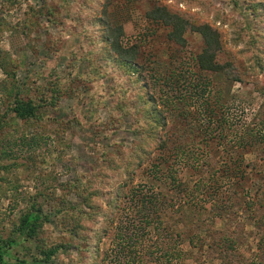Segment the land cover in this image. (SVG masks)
Instances as JSON below:
<instances>
[{"label":"rangeland","instance_id":"374dc122","mask_svg":"<svg viewBox=\"0 0 264 264\" xmlns=\"http://www.w3.org/2000/svg\"><path fill=\"white\" fill-rule=\"evenodd\" d=\"M47 1L56 9L55 22L31 11V7H42L40 0H21L14 7L8 0H0V21L4 23L0 30V111H6L1 91L6 81L22 86L26 99L46 98L50 103L54 97L55 102V106L46 103L42 121L12 122L0 132V237H10L28 206L38 200L50 213L51 222L19 253L31 258L39 248L58 247L60 253L48 264L262 263L258 255L264 237V200L259 199L251 182L248 194L239 189L218 191L221 198L216 205L229 207L222 217L216 214L220 207L215 209L209 203L201 210L187 207L177 211L183 201L171 193L174 208L159 219L153 218L150 225L142 222L123 196L114 209H109L113 221L103 236L98 229L103 225L98 222L102 218L93 220L92 215L94 209L110 205L116 194L114 188L128 181L126 164L138 161L137 146L144 136H136L131 130L144 126L147 120L132 110L148 108L143 100L149 93H155L158 102L166 95L174 101L179 97L187 108L173 106L175 112L167 127L161 128L158 136L150 135L147 143H152L147 144L150 149L145 153L155 149L160 136L169 141L199 143L206 132L214 136L221 129L226 131L227 146H231L247 129L261 123L254 121V114L263 107L264 115V15L247 10L250 0H112L111 4L108 0ZM157 5L192 25L208 24L220 33V60L234 63L243 77L240 83L223 81L219 85L223 91L219 98L228 103L226 114L232 127L210 125L200 111L202 100L196 95L190 98L194 90L183 86L191 80L188 67L202 51V38L188 29L185 47L169 43L167 30L146 19V13ZM109 20L123 25L125 47L139 45L138 62L145 65L146 73L141 70L132 74L110 62L112 54L105 42ZM248 26L250 31L244 29ZM153 62H175V73L160 71L161 76L172 78L171 86L162 88L163 78L162 82L154 79L159 75L151 68ZM52 88H58V92ZM216 91L214 86L212 92ZM34 134L42 137L38 145H33ZM251 135L245 139H255ZM229 149L211 151L208 161L220 164ZM256 153H247L245 159L252 162L257 156L258 169L264 172V160ZM158 154L154 150L151 158ZM148 162L131 169L135 175L132 187L151 185ZM170 164L194 189L198 185L214 186L218 177L212 168L198 171L197 163L188 164L182 171L184 164L171 158ZM261 177L257 179L262 181ZM76 182L83 185L84 197L88 198H79L66 186ZM164 187L161 190L171 192V185ZM231 241L234 249H226L224 245ZM175 252L181 257L173 258Z\"/></svg>","mask_w":264,"mask_h":264},{"label":"trees","instance_id":"16d2710c","mask_svg":"<svg viewBox=\"0 0 264 264\" xmlns=\"http://www.w3.org/2000/svg\"><path fill=\"white\" fill-rule=\"evenodd\" d=\"M8 1L10 7H14L21 0ZM40 1L43 3L42 7L37 10L31 7V11H34L35 14L37 13L40 18H49L55 22V17L57 15L56 9L52 7L47 0ZM108 3L111 4L112 0H108ZM248 5L247 10H250L252 14L257 13L260 16L264 15V0H250ZM146 19L156 25V27L167 30V41L180 47H185L188 43L186 39L188 29L202 38V51L195 57L193 64H190L191 67H188V73L185 69V65L182 67V69L185 70L184 73H187L191 77L190 82L183 83V86L194 90V95H192V91L190 93V98H193L196 95L202 100L200 111H202L201 114L206 117V120L210 123V125L219 124L221 127L224 124L225 126L227 125V127H232L226 114L227 109H229V106L227 105L228 103H225L227 101H221L219 98L223 92L221 91V86L219 85L223 81L226 83L229 82L232 85L240 83L243 80V77L239 72L240 70L234 65V63L228 61L222 62L220 60V55L223 50L220 33L208 24H202L199 26L192 25L188 20L176 13H172L165 6H155L146 13ZM110 22V20L107 22L108 25H106L105 32V42L109 45L112 54L110 56V62L112 64H117L120 69H128V72L132 74L139 73L141 70L146 73L148 70L145 69V65H141L138 62V58L140 57L139 45L134 44L131 45V47H125L122 43V39L125 34L123 25L119 22ZM3 26L4 23L0 21V30ZM249 28H251V26L244 29H248V31H250L251 29ZM153 64H155V66L151 68L154 69V72L157 71V75H159H155L156 77H154V79H156L157 82H162L161 80L163 78L164 83H160L162 88L165 86H171L174 82L172 78L170 76H161L162 72L160 71L166 70L167 72L173 70V68H175V62L165 64L161 62H153ZM261 68L263 69V66H261ZM173 72L175 73L174 70ZM180 82L177 81L174 84H178ZM9 83L10 81H6L5 85L1 89L4 94L2 100L6 101V111L4 113L0 111V132H3L7 126L12 124V122L22 121L25 123H35L42 121L46 117L43 114L42 109L45 107L46 103H48L47 99H26L27 93L22 86L16 87V83L13 81L12 84ZM148 85L150 86L149 82ZM214 86L217 89L215 93L212 92ZM57 89L58 88H52L54 92H58ZM138 94V96H140L141 92L139 91ZM167 96L168 95H166V98L162 97V101L159 98L158 102V98L155 93H149L143 100L148 108L134 107L132 110V113H135V115L140 113V115L142 114L143 118L147 120L144 126L133 127L132 130L130 129L136 136H144V141L140 142L137 146L139 148L136 154V159H138L137 163L130 160L126 164L125 169L128 172V181L126 183H121V185L117 188H114L115 185H111V188H114V191L116 192L113 197L114 200H112L106 209L96 208L93 211V213L95 212L92 215L93 220L97 217L102 218V220L98 221L103 223L102 227L98 228L102 229L103 234L101 236L108 232V224L113 221V214L109 209L116 206L117 202L121 198L120 196L127 199V201L131 203L130 209L136 210L135 212L139 213V217L142 222H146L149 225L153 218L156 217L159 219L164 213L171 210V208H174V197L173 195L170 196V193L181 196L180 198L183 202L179 205V209H177V211L182 209L181 212H183V210L187 207H198V209L201 210L208 203L213 205L216 209L221 206V204L216 205L221 198L218 196L219 190H223V188L225 190L239 189L248 194L250 190L248 184L249 182H251L252 186L257 189V192H259V199L264 200V172L261 170L260 172L258 169L259 160L257 159V156H255V160L252 162H247L245 159L247 153L258 151L259 153L256 154H261L264 160V152H262V147L264 145L263 107H259L254 114V121L260 120L261 123H258L259 125L256 124V128L250 127L247 129V131L244 132V139L242 137L231 146H227V136H225L226 131L222 129L219 130L218 134L215 133L214 136L211 134V131L210 133L206 132L207 136L202 141H199V143H194L195 140H193V142L189 141V143H182L179 140L169 141L160 136L158 145L154 149L159 152V154L157 157L151 158L153 156L151 154L154 150L145 153L146 148L150 149L147 144L152 143V141L147 143L149 138H152L150 135L158 136L159 130L167 127L168 119L172 117L175 112V107L173 106L177 105L180 109L187 108L186 104L183 103L179 97H177V101H174V98ZM48 104L55 106L54 97H52L50 103ZM159 106H162V108ZM121 109L124 110L125 108L122 107ZM243 109L244 107L242 110ZM125 110L127 113V108ZM247 134H252L251 137L253 138V136H255V139L246 140L245 136ZM41 138L42 137L40 135L34 134V137L32 138L33 145H38ZM228 147H230L229 152H224L225 156L220 164L215 163V161H208V156H210L209 154L211 151L218 152V150L222 148L228 149ZM171 148L173 149L171 150ZM237 150L240 152L237 153ZM143 155H145V157ZM170 158L180 162V164H184L183 168L180 167L181 171L184 168H187L186 166H188V164L193 165L196 163L198 171H205V167L212 168L215 170V173L218 174L216 180L214 179V186L212 185L207 187L202 185L200 187V185H198L199 188L194 189L193 186L190 185V182L182 179L177 170L171 168ZM148 159V165L150 166V170H148V179L151 185H139L137 187H132L135 175L134 170L131 169L145 164ZM192 160L194 162H191ZM260 174L262 175V181L257 179V176ZM170 185L172 186V188L169 189L171 192H166V189L161 190L162 186L167 187ZM66 186L69 187L71 192H75L79 198H88L84 197V190L82 188L83 185L78 182L72 184L68 183ZM76 208L79 207L77 206ZM228 208L229 207L227 206V209H224V206H222L216 214L222 217L227 212ZM73 210L75 211V209ZM50 222V213L45 211L41 202L34 200L31 205L28 206L24 214H22L12 235L8 238L0 237V264H32V262L36 264L50 263L54 257L60 253L58 247L43 250L39 248L38 254L32 256L31 258L27 255H20L19 253V251H21L20 248H26V243H30L34 239H37L44 226ZM260 242L258 258L260 262H262L260 264H264V237L261 238ZM231 243L232 244L230 245H224V247L226 249L233 250L234 243L233 241H231ZM174 257L180 258L181 253L175 252L173 258Z\"/></svg>","mask_w":264,"mask_h":264}]
</instances>
